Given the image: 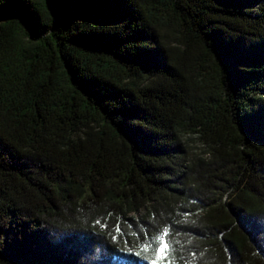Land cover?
<instances>
[{"label":"trees","instance_id":"obj_1","mask_svg":"<svg viewBox=\"0 0 264 264\" xmlns=\"http://www.w3.org/2000/svg\"><path fill=\"white\" fill-rule=\"evenodd\" d=\"M156 237V264H264V0H0V264Z\"/></svg>","mask_w":264,"mask_h":264},{"label":"rangeland","instance_id":"obj_2","mask_svg":"<svg viewBox=\"0 0 264 264\" xmlns=\"http://www.w3.org/2000/svg\"><path fill=\"white\" fill-rule=\"evenodd\" d=\"M185 143L186 145H188V148L190 149L192 154L201 155L204 153L205 146L196 136H186ZM63 228L64 227L51 226V229L47 228L49 230L47 229L44 230L45 231L44 237L49 245L58 246L59 243H61L64 237Z\"/></svg>","mask_w":264,"mask_h":264},{"label":"snow or ice","instance_id":"obj_3","mask_svg":"<svg viewBox=\"0 0 264 264\" xmlns=\"http://www.w3.org/2000/svg\"><path fill=\"white\" fill-rule=\"evenodd\" d=\"M164 235H167V232H165ZM154 239H155L154 245L146 243L144 247L145 251L151 248L153 254L156 257V259L151 261V264H156V261L159 260L163 256V254L165 253V250L168 248V244L164 242L163 237H156ZM169 264H172V262L170 261Z\"/></svg>","mask_w":264,"mask_h":264}]
</instances>
